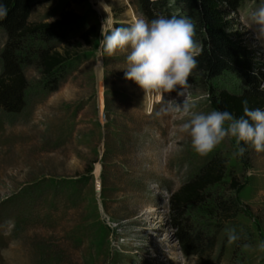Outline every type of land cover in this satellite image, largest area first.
<instances>
[{"label":"rangeland","instance_id":"obj_1","mask_svg":"<svg viewBox=\"0 0 264 264\" xmlns=\"http://www.w3.org/2000/svg\"><path fill=\"white\" fill-rule=\"evenodd\" d=\"M167 1L146 14L138 0H33L29 21L52 22L68 9L94 24L99 39L78 45L83 28H77L65 38L31 40L69 48L71 59L53 89L33 60L21 63L25 104L17 112L0 109V264H264L257 248L264 242V153L244 145L243 156H234L235 139L226 136L199 156L179 131L187 117L157 115L172 99L207 113L218 110L213 98L220 90L264 91V40L246 21L257 0L226 8L225 16L252 50V71L262 73L258 83L248 85L232 71L210 77L193 69L187 95L170 92L162 101L125 78L126 51L100 56L99 49L113 27L183 16ZM4 42L0 27V51ZM213 157L223 161L224 177L204 191V202L189 204L185 216L214 245L204 255H188L175 237L170 195ZM226 199L232 200L230 217L218 206ZM229 229L239 237L232 244Z\"/></svg>","mask_w":264,"mask_h":264},{"label":"trees","instance_id":"obj_2","mask_svg":"<svg viewBox=\"0 0 264 264\" xmlns=\"http://www.w3.org/2000/svg\"><path fill=\"white\" fill-rule=\"evenodd\" d=\"M245 0H174L185 17L192 19L196 26L194 34L198 39L199 55L194 68L203 76H217L225 71H232L246 84L258 83L262 73L252 71L254 58L251 48L242 41V37L233 31L231 21L226 18V8L234 11ZM146 14L149 9L163 6L167 0H138ZM9 9L6 18L0 21L5 33V42L0 51V109L17 112L25 104L27 79L21 69V63L33 60L40 68L46 85L55 88L58 78L71 59L69 48L58 50L52 46L34 45L31 40L48 42L65 38L72 30L83 28L79 33L78 45L91 47L99 39V31L94 24L86 22L74 11L65 9L52 22L29 21L33 0H3ZM153 19L152 16H150ZM247 100L250 109H264V91L254 86L244 89L239 94L220 90L213 98L214 105L220 111L227 110L235 117L243 115L242 101ZM225 165L218 157L206 162L199 172L183 183L170 195V210L174 214L172 227L183 253L204 255L210 252L214 238L196 229L185 216L189 204L204 202V191L223 179ZM229 185L236 188L234 178ZM225 217L232 214V200H220L218 203Z\"/></svg>","mask_w":264,"mask_h":264},{"label":"clouds","instance_id":"obj_3","mask_svg":"<svg viewBox=\"0 0 264 264\" xmlns=\"http://www.w3.org/2000/svg\"><path fill=\"white\" fill-rule=\"evenodd\" d=\"M9 9L0 0V21ZM249 28L259 40H264V0L246 17ZM196 26L185 16H158L151 20L136 19L128 26L113 27L105 32L100 41L99 55L112 56L118 50L126 51L125 78L131 80L147 95H154L163 101L166 93L175 92L177 97H185L190 87L188 81L197 66L199 55L197 42L193 39ZM166 104L161 113L175 111L184 119L179 131L190 138L193 151L206 156L226 137L235 139L237 151L234 156H243L250 146L256 153H264V109L248 107L242 101L243 115L235 117L227 110H212L207 113L193 111L194 105L186 99L182 103ZM243 142V144H242ZM239 239L234 229L227 232V243ZM264 251V242L257 245Z\"/></svg>","mask_w":264,"mask_h":264},{"label":"bare ground","instance_id":"obj_4","mask_svg":"<svg viewBox=\"0 0 264 264\" xmlns=\"http://www.w3.org/2000/svg\"><path fill=\"white\" fill-rule=\"evenodd\" d=\"M160 195H162V192H161V190L158 189V192L154 193V196H155L156 198H159ZM153 257L157 258V257H159V256L155 254V255H153Z\"/></svg>","mask_w":264,"mask_h":264}]
</instances>
